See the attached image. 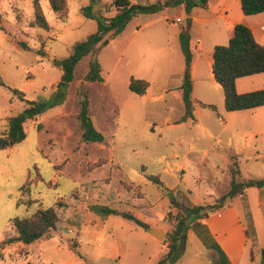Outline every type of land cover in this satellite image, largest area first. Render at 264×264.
Wrapping results in <instances>:
<instances>
[{"label":"rangeland","instance_id":"rangeland-1","mask_svg":"<svg viewBox=\"0 0 264 264\" xmlns=\"http://www.w3.org/2000/svg\"><path fill=\"white\" fill-rule=\"evenodd\" d=\"M89 1L66 0L67 17L59 19L47 0H39L50 25L46 30L31 25L32 0H0V75L26 99L57 100L26 122L21 142L0 150V264H155L165 252L163 243L176 214L213 204L229 189V162L238 166L237 180L264 177V126L250 110L227 111L222 89L209 74L213 47L228 43L217 31L224 27L222 18L195 20L186 31L187 17L173 6L138 14L98 51L101 81L83 79L86 55L75 66L73 80L56 91L62 71L52 59L67 57L74 42L96 30V20L81 12ZM206 11L199 7L195 14L206 19ZM115 13L111 0H94L93 16ZM181 33L188 34L189 67L196 64L194 74L188 71L194 119L176 123L184 114L180 84L187 68ZM41 44L43 55L37 53ZM131 79L147 82L144 94L129 89ZM81 101H86L103 142L82 140ZM24 107L0 86V134L8 118ZM28 175L32 180L21 191ZM145 175L157 176L161 184ZM248 200L254 228L263 239L261 208L253 193ZM233 201L238 205L239 198ZM92 204L129 211L148 228L162 230V239L121 216L101 218L90 210ZM48 206L54 207L59 221L46 236L31 244H1L16 235L13 218ZM82 225L87 236L80 234ZM179 253L172 264H209L185 242ZM247 257L245 253L242 261ZM260 261L261 255L256 263Z\"/></svg>","mask_w":264,"mask_h":264},{"label":"trees","instance_id":"trees-1","mask_svg":"<svg viewBox=\"0 0 264 264\" xmlns=\"http://www.w3.org/2000/svg\"><path fill=\"white\" fill-rule=\"evenodd\" d=\"M47 1L51 10L59 19H65L67 17L68 9L66 0ZM207 1L208 0H154L152 2H133V0H111V4L115 7L116 13L110 17H95L92 14L94 0H90L88 5L81 8V12L84 16L96 20V30L89 34L84 40L74 42L71 45L67 57L52 59V64L62 71L60 80L56 84V91H63L66 85L73 80L75 66L86 55H89L88 70L83 79L85 81H101V65L97 58L98 51L102 46L107 44L109 40L118 35L126 27L132 17L138 14L157 13L165 7L177 5H182L185 12L188 13L194 7H203ZM239 1L241 10L245 15L264 12V0ZM32 3L34 18L31 21V25L47 30L50 25L45 19L39 0H32ZM185 35L181 33L179 36L187 66L184 79L180 85L184 114L176 123L183 122L188 118L194 119L191 101L192 84L188 74L191 54L188 45V34L186 37ZM20 45L26 48L25 43L20 42ZM37 53L41 55L44 54L43 44H41ZM211 57L212 76L214 81L218 83L222 89L224 108L227 111L252 109L264 105V88L238 93L235 87V81L239 77L264 73V46L255 40L249 27L242 23L235 24L233 34L229 38L228 43L226 45H215ZM0 86L6 87L12 94L16 95L19 100L25 103V107L21 111L8 118L7 128L0 134L1 150L21 142L26 136V122L57 103V100L56 98L47 101L26 99L22 90L6 85L1 75ZM128 87L132 92L141 95L145 93L147 82L143 79H131ZM199 104L215 109V105L210 103L199 102ZM79 119L82 128L81 138L83 141L97 143L104 141V135L94 128L88 116L86 101L80 102ZM227 168L231 174L229 189L218 197L213 204L194 205L185 208L182 213L176 214L174 227L165 237V241H167L166 251L158 258L155 264H172L177 259L180 254V249H182L186 240L188 221L191 218L196 219L207 216L210 212L222 208L226 200L235 196L243 198L245 190L248 187L264 186V177L237 180L239 169L234 161L229 162ZM145 177L155 184H161L157 176L145 175ZM31 180L32 178L28 175L26 182L20 186L21 191L28 189L27 184H30ZM166 190L171 203L174 204V206H178L171 190ZM243 204L245 210V234L247 238L251 240L252 244H255V234L251 218L247 211L246 203ZM90 210L101 218H105L110 214L117 215L145 229L148 228L146 223L129 211H119L103 204H92ZM11 221L16 235L3 240L1 243L2 245L12 242L31 244L46 236L51 229H54L59 221V217L54 207L48 206L45 208H38L24 217H15ZM75 247L76 243L70 244V248L75 249ZM259 252L261 261L256 264H264V246L259 248ZM75 254L80 256L77 252ZM250 255L251 259H253L252 251Z\"/></svg>","mask_w":264,"mask_h":264},{"label":"crops","instance_id":"crops-1","mask_svg":"<svg viewBox=\"0 0 264 264\" xmlns=\"http://www.w3.org/2000/svg\"><path fill=\"white\" fill-rule=\"evenodd\" d=\"M149 1L152 2L154 0ZM133 2L137 1L133 0ZM173 7L179 14L181 13V17H191V22L199 19L216 21L218 18H222L224 27L222 29L218 26L217 31L223 32L222 36L227 40H229L233 34L234 25L242 23L250 28L255 40L264 46V29H261V26L264 25V12L245 15L241 10L239 0H208L203 6L204 9L207 10L206 12L210 14V17L206 19L198 17L197 14H195L196 8L199 7L192 8L188 13L185 12L182 5ZM211 63L212 57L207 63L210 75H212ZM195 68L196 64L193 61L189 72L194 74ZM239 80L241 88L238 86ZM215 86L220 87L216 82ZM235 87L238 93L263 89L264 73L239 77L235 81ZM245 110H250V112H252L251 114H255V117L260 120L262 127L264 126V105ZM253 134L256 135V132ZM250 192L254 194L256 204L261 208V213L264 216V186L248 187L245 190L243 198L235 196L228 199L227 203L219 210L210 212L204 217L191 219L188 222L185 245L196 248V255L206 258L209 264H256V259L260 255L259 248L264 246V233L262 239L256 228H254V221H252L253 218H251L249 211L250 202L248 200V194ZM236 197L239 198L238 205L233 201ZM243 203H246L247 211L251 218L255 234V244H252L251 240L248 239L245 234V210ZM83 228L84 226L82 225L80 234L87 236ZM163 245L167 248L166 242L163 243ZM251 251L253 253V259H251ZM245 253L248 255V261L246 262L242 261Z\"/></svg>","mask_w":264,"mask_h":264},{"label":"water","instance_id":"water-1","mask_svg":"<svg viewBox=\"0 0 264 264\" xmlns=\"http://www.w3.org/2000/svg\"><path fill=\"white\" fill-rule=\"evenodd\" d=\"M185 22H186V31H189L190 29V26H191V18L190 17H187L185 19ZM148 232L158 238V239H162V236H163V231L162 230H159V229H153V228H147Z\"/></svg>","mask_w":264,"mask_h":264},{"label":"built area","instance_id":"built-area-1","mask_svg":"<svg viewBox=\"0 0 264 264\" xmlns=\"http://www.w3.org/2000/svg\"><path fill=\"white\" fill-rule=\"evenodd\" d=\"M261 29H262V30L264 29V25L261 26Z\"/></svg>","mask_w":264,"mask_h":264}]
</instances>
